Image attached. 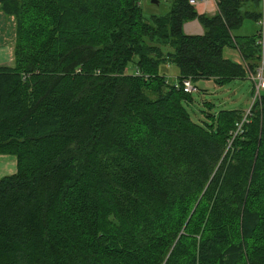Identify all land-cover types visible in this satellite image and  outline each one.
<instances>
[{
    "label": "trees",
    "instance_id": "16d2710c",
    "mask_svg": "<svg viewBox=\"0 0 264 264\" xmlns=\"http://www.w3.org/2000/svg\"><path fill=\"white\" fill-rule=\"evenodd\" d=\"M161 1L147 17L142 0H0L16 29L0 156L17 161L0 180V264H264V93L237 132L244 112L196 123L182 88L246 78L226 48L255 69L257 33H235L261 4Z\"/></svg>",
    "mask_w": 264,
    "mask_h": 264
},
{
    "label": "rangeland",
    "instance_id": "374dc122",
    "mask_svg": "<svg viewBox=\"0 0 264 264\" xmlns=\"http://www.w3.org/2000/svg\"><path fill=\"white\" fill-rule=\"evenodd\" d=\"M141 4L147 17L151 15H164L169 10V3L167 1H161L159 5H154L151 3V0H142ZM256 33V22L248 19L235 35L244 37L254 36ZM15 38L16 32L14 38L11 35L10 39H6V41L14 42L15 46ZM3 42L4 38H0V67H13L15 65L13 51H9L6 46H3ZM224 57L234 62H243L240 52L231 48L224 50ZM160 73L166 77L168 84L177 86L179 69L176 66L171 65L168 67L164 65L161 67ZM195 86L198 87L199 93H194L193 103L186 104L185 106L196 123L207 121L206 115L209 112L217 113L220 110H240L246 112L254 104L255 92L253 82L248 78L233 80L222 87L216 85L214 82L200 80L195 83ZM209 104L211 107H209ZM16 172V157L11 155L0 156V180Z\"/></svg>",
    "mask_w": 264,
    "mask_h": 264
},
{
    "label": "built area",
    "instance_id": "2783aa9c",
    "mask_svg": "<svg viewBox=\"0 0 264 264\" xmlns=\"http://www.w3.org/2000/svg\"><path fill=\"white\" fill-rule=\"evenodd\" d=\"M210 1L217 3L219 0H190L189 3L190 5L196 8ZM256 1H259L261 4V16L257 22V27H258L257 45L260 47V50L257 54L258 63L255 69H251V67L244 61L241 63V65H243L244 69L246 70V78H248L253 82V87L255 92L254 103L255 101H260L261 95L262 93H264V0H256ZM182 88L184 92L188 94L199 93L198 87L195 86V84L192 82L191 79L184 80L182 83ZM250 115H251V109L244 112L243 120L238 125L237 132H239L242 129L243 124L247 121Z\"/></svg>",
    "mask_w": 264,
    "mask_h": 264
},
{
    "label": "crops",
    "instance_id": "0c3cea01",
    "mask_svg": "<svg viewBox=\"0 0 264 264\" xmlns=\"http://www.w3.org/2000/svg\"><path fill=\"white\" fill-rule=\"evenodd\" d=\"M216 5H217L216 2L213 3L210 1V2H206V4L204 5H200L199 7H196V10L199 14L214 15L218 12ZM15 32H16V29H15L14 18L7 17L4 13H2L0 9V38H4L3 46H6V48L9 51H14L13 50L14 42H11V41L7 42L6 39H10L11 35H12V38H14ZM184 32L187 35H202L204 33L203 28L201 27V25L199 24L197 20L186 23L184 25ZM209 82H213V81L210 80Z\"/></svg>",
    "mask_w": 264,
    "mask_h": 264
},
{
    "label": "water",
    "instance_id": "95a60500",
    "mask_svg": "<svg viewBox=\"0 0 264 264\" xmlns=\"http://www.w3.org/2000/svg\"><path fill=\"white\" fill-rule=\"evenodd\" d=\"M151 3H152V4H155V5H158L159 0H151Z\"/></svg>",
    "mask_w": 264,
    "mask_h": 264
}]
</instances>
